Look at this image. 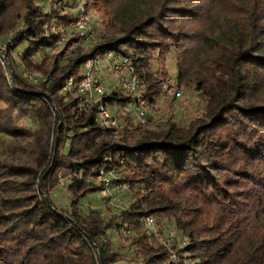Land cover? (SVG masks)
<instances>
[{"label":"trees","instance_id":"1","mask_svg":"<svg viewBox=\"0 0 264 264\" xmlns=\"http://www.w3.org/2000/svg\"><path fill=\"white\" fill-rule=\"evenodd\" d=\"M57 1H23L19 18L25 28L12 36L24 64L16 63L15 86L0 68V132L8 137L7 144H0V257L8 264H115L122 247L115 246L109 231L130 224L136 230L129 238L132 250L125 245L131 264H168L166 244L140 229L142 218L154 215L173 218L188 234L197 264H264V256L251 251L244 261L237 257L232 263V236L218 231L202 237L195 225L198 202L231 198L229 185L239 179L264 187V0H251L240 19L217 11L206 17L198 66L183 55L179 40L189 37L186 19L200 17H190L193 9L177 0L105 4L100 41L62 60L51 51L55 33L44 35L42 26L55 16L59 24L67 23L78 9L70 6L72 0H65L63 8ZM11 3L0 0V40L6 29L1 17ZM46 6L49 11L43 10ZM67 7L74 11L63 12ZM159 36L172 41L167 45ZM24 41L27 47L19 49ZM171 49L177 83H191L202 96L200 114L181 124L169 112L155 128L142 127L124 111L128 92L109 89L102 99L122 122L116 131L96 119L95 106L79 107L76 83L83 63L97 50L131 58L144 84L140 93L151 105L168 72L152 68L154 50L164 60ZM25 68L45 78L32 83ZM70 77L72 85L63 89ZM102 167L119 174L111 181L142 186L132 192L127 207L104 213L83 206L84 197L103 188L90 178ZM60 177L68 191L65 205L51 193ZM137 254L141 259L136 262Z\"/></svg>","mask_w":264,"mask_h":264},{"label":"rangeland","instance_id":"2","mask_svg":"<svg viewBox=\"0 0 264 264\" xmlns=\"http://www.w3.org/2000/svg\"><path fill=\"white\" fill-rule=\"evenodd\" d=\"M11 1L12 3L9 10L1 17L6 29L0 40V68L7 83L15 86L14 73L16 63H20L21 65L24 64L20 58L21 52L12 47L13 43L16 42L12 36L18 29L25 28V23L19 18L23 9L22 5L24 0ZM121 1L122 0H72L70 6L73 7L74 10L80 9V12H77L75 17H88L90 19L89 25L87 24V26H85L86 28H82V30L86 29L88 32L82 33L80 28L74 26L73 20L75 17L64 24L58 23L60 18L57 16L49 21H45L42 26L43 34L50 36L52 33H55V44L51 51L59 52L60 58L66 60L73 54L74 49L78 47L82 49L94 47L101 39V34L107 20V15L105 14L106 10H104L106 9L105 4L117 7L120 6ZM177 1L180 5L189 6V8L193 9L192 12L194 14H190V17H200L193 20L186 19L189 21L187 24L189 37L184 39L180 37L181 40H179L181 45L180 50L183 52V55L187 57V60H195V66H198L200 63V60H198L201 51L199 45L201 35L206 33L203 32L204 26H206V24H204L206 17H210L217 11L218 15L221 17L231 16V18L235 17L240 19L242 15L241 11H244L245 6L251 3V0ZM57 3L63 8V4H66V1L58 0ZM71 7H67L69 10L63 9V12L74 11ZM43 10L49 11L47 6L44 7ZM184 17H189V15L186 14ZM148 28L152 29L151 27ZM160 41L168 45L172 40L165 37L161 38ZM27 44L28 42L24 41L18 47L19 49H25ZM104 57L105 52L102 51L96 75L105 89L109 90L110 82L117 83V81L109 72ZM164 57L163 60L161 55H158L154 50V55L151 60L152 68L154 70L157 68L167 69L168 72L166 76H161V81L164 78L172 77L176 80V88L172 94L164 92L161 88V95L157 101L151 105L146 103L149 123L147 126L148 128H155L162 122L164 115L169 112L173 113L179 123L183 124L188 119L200 114L204 109L202 96L190 85L191 83L180 85L177 83L174 50L171 49L165 52ZM83 70L84 63L81 71ZM24 75H26V78L32 83H37L40 79L45 78L44 73L26 68ZM34 76L37 78L34 79ZM143 85L144 84H142L141 87H143ZM119 89L122 88L119 87ZM124 92L127 94L126 91ZM0 105L3 106L4 103L0 101ZM111 110L113 112L115 108L111 107ZM25 123L31 126L35 125L30 119H25ZM52 135H55V131L52 132ZM7 143L8 137L0 132V144ZM118 176V173L107 174L108 178ZM90 178L95 183L102 182L97 176H91ZM241 180L242 179H239L237 182H234V184L229 185V189L232 190L231 198L220 197L217 202L205 200L201 203L197 200L200 208L197 211L199 216L195 225L197 231H199V236H215L218 231H220V233L224 232L226 235L230 234L235 242L234 253L230 257L232 263L239 258L241 261H244L250 251L255 253L257 257L264 256V187L253 181L243 182ZM40 181L41 179L38 177L35 183V187L38 190ZM65 183L66 181L60 177L57 185L58 188L51 191V193H57V196L54 197L55 201L64 205L68 202V191L65 187ZM122 183H124L123 186L118 185V183L114 181H110L108 186L109 190L96 191L88 194L83 198V206L90 204L102 209L104 213L114 212V202H110V198H108L112 195L116 197V200H114L115 203L117 201L121 207H127L132 200V192L139 191V189H142V186L138 187V183H135L130 187L128 182ZM151 216L155 220L153 225L155 231L146 228L143 218L140 229L152 233L154 236V238H151L152 241L157 240L158 242H164L166 244L168 250V264H173L169 260L171 253H174L173 257L178 260L176 264H197L195 261L199 259L193 254L190 248L192 244L190 237L176 227L174 219L169 216ZM127 225L130 228V231L127 233L123 231V226H121L120 230L113 229L109 231L115 246L122 247L121 260L117 261L115 264H131V253L125 245L133 247V245H130L129 238L136 233V230L132 225ZM237 257L238 259H236ZM140 259L141 256L139 254L135 255L136 262ZM132 264L134 263L132 262Z\"/></svg>","mask_w":264,"mask_h":264},{"label":"built area","instance_id":"3","mask_svg":"<svg viewBox=\"0 0 264 264\" xmlns=\"http://www.w3.org/2000/svg\"><path fill=\"white\" fill-rule=\"evenodd\" d=\"M80 12V9H78ZM74 26L80 28L82 33H87L88 30H82L86 28L87 24L89 25L90 19L88 17H75ZM102 55L101 51H96L91 57L87 58L84 62V70L82 75L76 83V91L78 95V104L82 109L90 108L91 106L96 107V119L100 121L105 127L113 126L115 130L119 129L122 126V122L118 116L112 112V110L103 102V95L106 92V89L102 82L97 77V66L100 62V56ZM106 65L109 69L111 75L116 79L117 83L110 82V89H117L121 87L128 92L130 98L124 106V111L127 112L135 124L147 127V110H146V99L141 95L140 89L143 84L142 80L139 79L135 66L130 57L122 55L119 57L114 56L113 51L109 50L105 52ZM37 77L34 76V79ZM73 79L70 77L66 81L63 89H67L72 85ZM161 88L164 92L172 94L176 88V80L172 77H167L162 79ZM115 173V169L111 168H100L94 175L100 179L103 183V188L100 191L109 190L108 186L110 183V178L107 177V174ZM118 185H124V183ZM110 193V192H109ZM111 195V194H110ZM110 202L116 200L115 196H110ZM113 203V211L119 210L121 208L120 204L116 201ZM118 207V208H117ZM121 207V208H119ZM143 222L147 229L155 231L153 225L155 223L154 218L151 215H145L143 217ZM125 233L130 231L128 225L122 227ZM132 250V248H129ZM174 253L170 255V262L176 264L178 261L173 257ZM0 264H8L6 260L0 257Z\"/></svg>","mask_w":264,"mask_h":264}]
</instances>
